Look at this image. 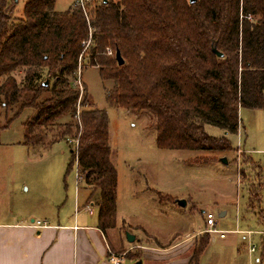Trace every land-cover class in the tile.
I'll list each match as a JSON object with an SVG mask.
<instances>
[{
    "label": "trees",
    "instance_id": "1",
    "mask_svg": "<svg viewBox=\"0 0 264 264\" xmlns=\"http://www.w3.org/2000/svg\"><path fill=\"white\" fill-rule=\"evenodd\" d=\"M17 1L0 0V115H9L8 125L32 111L23 145L75 142L68 169L76 164L88 186L86 202L95 206L102 232L116 226L117 173L106 111L90 106L84 84L80 95L78 70L97 66L99 78L112 81L109 106L148 113L160 149L234 151L228 135L237 132L239 109H264V0H89L86 15L74 0L63 11L54 9L55 0H24L14 16ZM62 115L69 119L59 121ZM205 125L223 135H209ZM212 155L197 160L213 161ZM256 180L247 186V205H256L264 225ZM203 233L193 264L209 240ZM257 264H264V233Z\"/></svg>",
    "mask_w": 264,
    "mask_h": 264
},
{
    "label": "rangeland",
    "instance_id": "2",
    "mask_svg": "<svg viewBox=\"0 0 264 264\" xmlns=\"http://www.w3.org/2000/svg\"><path fill=\"white\" fill-rule=\"evenodd\" d=\"M72 1L55 0L54 9L63 11ZM23 2L18 0L10 14L19 15ZM16 78L20 80L22 73H16ZM80 78L90 106L104 109L107 114L110 160L117 172L115 228L119 236L124 231L135 236V241L124 240L110 251L117 256L138 258L141 253L136 242H154L163 247L179 243L185 233L196 229L202 230L198 232L200 238L205 235V214L211 212L217 231L206 234L209 240L198 264H257L261 234L256 232H263L264 225L256 217V205H247V186L260 178V208L264 209V109H239L237 132L228 135L234 151L213 154L160 149L155 143V131L148 128L152 122L148 113L138 114L107 104L106 93L112 81H102L97 66L83 67ZM31 115L32 111L25 109L8 125L9 115H0V220H17L32 212L39 220L59 216L64 221L81 211L89 194L88 186L77 180L76 164L68 169L69 146L74 147L75 142L60 140L44 149L23 145V123ZM68 119V115H62L58 120ZM204 128L209 135H223L218 127ZM210 155L215 157L213 161L197 160ZM222 157L226 163L219 160ZM244 157L250 163H245ZM241 170L245 172L243 178ZM181 198L186 201L184 207L175 202ZM88 205L96 213L95 206L89 202ZM122 219L125 225H132L133 232ZM249 242L256 247L251 255L247 253ZM194 246L186 253L182 250L184 245L175 246L177 253L172 260L188 256L186 264H193L190 257Z\"/></svg>",
    "mask_w": 264,
    "mask_h": 264
},
{
    "label": "crops",
    "instance_id": "3",
    "mask_svg": "<svg viewBox=\"0 0 264 264\" xmlns=\"http://www.w3.org/2000/svg\"><path fill=\"white\" fill-rule=\"evenodd\" d=\"M87 204L84 200L83 205ZM84 206L81 211L64 221L59 216L53 220L45 217L39 220L32 212L24 213L17 220H0V264H112L108 260L109 250L114 245L119 246L124 240L127 242L125 235L123 233L119 236L115 227L116 230L111 228L102 232L97 227V213H93L92 209L88 211ZM221 213L225 215V212ZM36 220L46 222V226H30V223ZM122 223L125 225L124 219ZM125 226L133 232L132 225L127 223ZM109 230H115V233L110 234ZM201 231L196 229L187 232L179 243L163 247L154 242H136L135 247L139 248L141 257H122L119 264H186L188 256L180 261L172 260L177 253L173 248L182 244V250L186 253L194 245L195 238ZM256 233L262 234L264 231ZM247 253L252 254L248 251ZM258 260L257 255L255 262Z\"/></svg>",
    "mask_w": 264,
    "mask_h": 264
},
{
    "label": "built area",
    "instance_id": "4",
    "mask_svg": "<svg viewBox=\"0 0 264 264\" xmlns=\"http://www.w3.org/2000/svg\"><path fill=\"white\" fill-rule=\"evenodd\" d=\"M88 1L89 0H74L75 5L79 6L81 8V10L84 12L85 15H86V4H87ZM86 18L88 19V17H86ZM247 18H251V16H247ZM89 39H90V36H89ZM89 39L87 40L85 46H87L89 44ZM107 53L111 54V51L109 49H107ZM74 84L79 87L80 95H81L82 92H83V84H82V81H81V78H80V70H78V72L76 74V78L74 80ZM79 109H80V105L78 103L77 104V115H78ZM77 180L78 181L80 180V177L78 175H77ZM85 208L88 211H90V206L88 204L85 206ZM215 225H216V222H215L213 214L211 212H206V214H205V228L203 229V231L207 232L208 234H210L212 232H216L217 230L215 229ZM30 226H32L34 228H41V227L46 226V222L36 220V221H32L30 223ZM247 233L250 234V231H248ZM222 235H223V233L220 232V236H222ZM255 250H256L255 245H253L252 243L249 242L248 245H247V251L249 253H253V252H255ZM121 259H122V256H117V255L113 254L109 250L108 260L112 264H119Z\"/></svg>",
    "mask_w": 264,
    "mask_h": 264
},
{
    "label": "water",
    "instance_id": "5",
    "mask_svg": "<svg viewBox=\"0 0 264 264\" xmlns=\"http://www.w3.org/2000/svg\"><path fill=\"white\" fill-rule=\"evenodd\" d=\"M194 0H190V2H193ZM212 51L217 55V56H219V57H221L222 56V53H220V52H218L216 49H215V47H212ZM114 57H115V60L117 61V63L118 64H122V62H123V60H122V58H121V56H120V54H119V51L118 50H116L115 51V55H114ZM47 80L46 81H44V83H43V85L45 86V85H47ZM220 161H222V162H224V163H226V160H225V158L224 157H222V158H220L219 159ZM176 204L178 205V206H180V207H184L185 205H186V201H185V199H183V198H181V199H176ZM223 213H220V215H222ZM124 235H125V239L127 240V242H133L134 241V235L132 234V233H129L128 231H125L124 232Z\"/></svg>",
    "mask_w": 264,
    "mask_h": 264
}]
</instances>
